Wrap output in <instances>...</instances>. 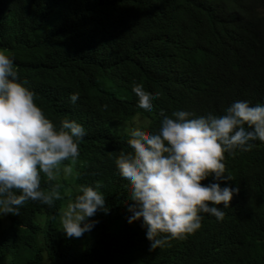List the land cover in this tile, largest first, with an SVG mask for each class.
<instances>
[{
    "label": "clouds",
    "instance_id": "9594fccd",
    "mask_svg": "<svg viewBox=\"0 0 264 264\" xmlns=\"http://www.w3.org/2000/svg\"><path fill=\"white\" fill-rule=\"evenodd\" d=\"M188 3L194 12L191 16L178 14L168 0L143 2L146 12L159 20L178 17L182 24L178 28L162 21L165 33L156 45L139 43L126 52L102 48L85 52L86 60L108 58L111 62L101 74L88 77L85 85L98 84L101 99L130 125L84 144L83 124L69 118L57 123L50 119L36 103V93L18 78L14 56L0 49V217L19 218L20 206L29 199L49 206L64 199L59 209L64 207L62 232L80 237L98 222L90 219L97 212L125 207L128 223H136L139 234L149 240V251L199 229L202 216L205 222L213 219L214 228L237 229L239 246L263 234L264 210L256 208L254 195L224 182L232 179L226 174L225 153L245 151L243 161L237 157L233 173L251 171L243 175V181L264 186V103L235 100L222 114L174 110L183 100L201 99L197 87L175 82L186 62L174 50L177 45L200 44L211 34V51L203 52L207 58L240 55L244 33H248L245 41L252 37L264 45L259 37L264 32V8L259 7L258 17L250 21L230 2L229 10L234 7L240 14L226 15V22L220 23L222 31L212 33L215 23L208 21L204 26L203 19L214 12L219 16L226 6L221 0ZM79 95L70 93L54 111L71 109ZM154 120L157 124L152 126ZM81 175L85 181L77 186ZM57 176H70L73 182L60 191ZM6 225L1 223L2 228ZM192 243L205 253L206 264H228L229 257L215 260L217 252L206 249V242ZM8 257L14 258L13 253L5 254L0 264H10Z\"/></svg>",
    "mask_w": 264,
    "mask_h": 264
},
{
    "label": "trees",
    "instance_id": "16d2710c",
    "mask_svg": "<svg viewBox=\"0 0 264 264\" xmlns=\"http://www.w3.org/2000/svg\"><path fill=\"white\" fill-rule=\"evenodd\" d=\"M145 1L1 0L0 49L14 56L18 78L26 81L36 93V103L50 119L57 123L69 118L83 124L86 134L82 144L89 138L106 132L117 133L121 127L130 125L101 99L98 84L85 85L88 77L101 74L111 63L108 58L86 60L85 52L91 48L126 52L139 43L156 45L159 36L165 33L164 20L182 27L178 17L163 16L159 20L155 14L147 13L143 8ZM168 1L178 9V14H194L189 10L192 9L188 3L191 0ZM229 1L242 9L250 21L258 17L259 7L264 8L262 0H221L227 10L219 16L214 12L202 21L204 26L208 21L215 23L212 33L222 31L220 23L226 22V15L240 14L234 7L229 10L232 7ZM152 11L156 13L155 9ZM256 33L257 30L252 36ZM247 35L241 34V54L237 56L207 58L203 52L210 53L214 44L212 34L195 46L192 43L176 46L174 53L186 64L174 80L178 85L197 87L201 99L183 100L174 110L199 111L198 115L222 114L235 100L264 103V45L262 42L258 45L252 37L245 41ZM259 37L264 41V32ZM77 91L80 95L71 109L54 111L64 102V97ZM156 124L154 120L152 126ZM244 154L245 151L225 153L226 174L232 179L224 183L251 192L257 201L256 208L264 210V186L243 181V175L251 171L233 173L237 157L243 161ZM56 179L61 184L60 191L73 182L70 176H57ZM84 181L85 176L81 175L76 185ZM62 200L57 199L49 206L29 199L20 206L19 218L11 217L13 214L0 217V227L1 223L8 225L0 229V261L5 254L13 253L14 258H7L10 264H206L205 253L197 251L192 242L179 243V238L149 251V240L140 236L136 223H128L129 213L125 207H115L107 214L97 212L95 217H90L98 221L90 232L80 237H67L60 224ZM109 200L105 195V201ZM213 223L211 219V229H215ZM239 236L240 232L234 228H229L224 236L215 234L221 241L215 260L229 257L228 264H264V232L241 246L238 245ZM192 238L194 242H206V249L214 248L217 252L216 241L206 232L193 231ZM184 255L188 259L182 258Z\"/></svg>",
    "mask_w": 264,
    "mask_h": 264
},
{
    "label": "bare ground",
    "instance_id": "6f19581e",
    "mask_svg": "<svg viewBox=\"0 0 264 264\" xmlns=\"http://www.w3.org/2000/svg\"><path fill=\"white\" fill-rule=\"evenodd\" d=\"M99 156V155H98ZM98 156L95 158V160L98 159ZM203 217L202 216V219H201V224H200V227L199 229L195 230L197 232H206L208 235L211 236L212 240H215L216 243H217V253L219 251V243L221 241H218L215 237V234H218V235H221V236H224L226 233H228V228H221V227H216L215 229H211L209 227V223L211 220H209L208 222H205L206 220H203ZM181 242H184V243H189V242H194L193 238H192V233L190 234H186L182 239L179 238V243Z\"/></svg>",
    "mask_w": 264,
    "mask_h": 264
},
{
    "label": "rangeland",
    "instance_id": "374dc122",
    "mask_svg": "<svg viewBox=\"0 0 264 264\" xmlns=\"http://www.w3.org/2000/svg\"><path fill=\"white\" fill-rule=\"evenodd\" d=\"M141 237H144L142 234H140Z\"/></svg>",
    "mask_w": 264,
    "mask_h": 264
}]
</instances>
